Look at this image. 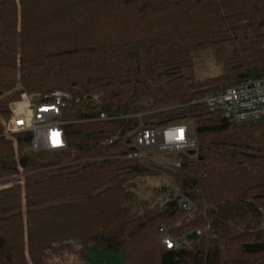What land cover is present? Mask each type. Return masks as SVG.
I'll list each match as a JSON object with an SVG mask.
<instances>
[{
  "label": "trees",
  "instance_id": "obj_1",
  "mask_svg": "<svg viewBox=\"0 0 264 264\" xmlns=\"http://www.w3.org/2000/svg\"><path fill=\"white\" fill-rule=\"evenodd\" d=\"M209 49L222 70L200 79L194 55ZM262 74L264 0H0V175L26 173L24 189H0V264H44L53 243L98 235L89 264H264V119L236 124L186 104ZM55 89L72 95L66 147L24 152L32 134L18 133L15 159L1 119L24 94ZM93 94L102 102L84 99ZM101 110L152 125L195 120L198 153L175 179L197 211L173 233L208 218L205 234L178 250L158 242L183 211L139 198L136 181L158 172L119 157L131 150L120 141L102 144L139 119L82 120Z\"/></svg>",
  "mask_w": 264,
  "mask_h": 264
},
{
  "label": "built area",
  "instance_id": "obj_2",
  "mask_svg": "<svg viewBox=\"0 0 264 264\" xmlns=\"http://www.w3.org/2000/svg\"><path fill=\"white\" fill-rule=\"evenodd\" d=\"M72 95L64 89H55L43 98H33L24 108L16 110L9 120H3L4 133L7 135L30 132L32 141L30 152L50 149H63L67 145L64 125L70 121L65 118ZM92 105L98 104L99 95L84 97ZM201 103L212 111H221L231 122L236 124L256 123L264 119V74L250 78L230 87L208 91L200 94L186 104ZM143 113L116 112L101 110L99 113L82 120H100L114 122L118 120L130 121L138 118V124L127 129L120 128L115 133L102 140L103 145H110L120 141L131 150L119 157L138 160L147 169L162 172L174 171L183 176L182 167L187 158L197 155L198 142L196 129L189 119L170 123L152 125L141 119ZM195 153L191 154L190 151ZM19 157H17L18 160ZM26 173L21 165L18 172L0 175V189L15 184H25ZM168 179V178H167ZM171 192L161 195L157 206L164 210L167 204L176 200L183 211V217L170 226H160L157 240L167 249L178 250L185 247L190 238L200 235L202 229L187 226L182 232L173 230L185 220L195 218L197 204L187 193L180 190L177 183L168 179Z\"/></svg>",
  "mask_w": 264,
  "mask_h": 264
},
{
  "label": "rangeland",
  "instance_id": "obj_3",
  "mask_svg": "<svg viewBox=\"0 0 264 264\" xmlns=\"http://www.w3.org/2000/svg\"><path fill=\"white\" fill-rule=\"evenodd\" d=\"M194 60H195L196 74L198 78L200 79L214 76L220 73V71L222 70V65L218 61H216L213 55V52L210 49L195 53ZM98 95H99V101H100L99 103H101L102 96L100 94ZM33 98H36L35 94H24L21 100L12 102L11 104L12 114H14L16 110L24 108V106H26V102L28 104L29 101L32 100ZM72 111H75V110H72ZM1 120L3 123V120L5 121L7 119L2 118ZM189 120L192 121V124L195 123L196 125L194 126V130L196 129V137L198 141L197 123L195 122L194 119H189ZM4 131H5V127H4ZM3 134L5 137L13 141L14 156L16 159L17 157H19V154H20V152L18 151V140H17L18 135L17 134L7 135L5 133ZM198 150H199V147H198ZM198 150L196 151V153H198ZM28 151H29V147H26L24 149V152H28ZM175 174L177 173H175L174 171L173 172L168 171L166 175H164L162 172H158V174H155L153 176L141 177V179L136 181L134 185V189L138 191V195L141 200H147V202L150 205H156L161 195L169 192V191H164V192L161 191V189L165 185H168L171 187V185L168 182V179L170 181L172 180L175 184L177 183V180L175 179ZM21 186L24 189L25 184L23 185L21 184ZM170 192H171V189H170ZM208 220L209 219L207 218L206 226L200 227L202 229L201 235L205 234L207 230H209L211 227V223ZM262 225L264 227V221ZM101 239L102 237L98 235L94 238H89V239H80L77 237H72V238L66 239L67 242H60V241L55 242L52 244V246H50V248L45 250L43 254L44 264H52L57 261L63 264H89L85 257L86 251L87 249L93 247L94 245H98ZM156 239H157V235H156ZM263 258L264 257H262V259ZM219 264H238V263L237 262H219Z\"/></svg>",
  "mask_w": 264,
  "mask_h": 264
},
{
  "label": "water",
  "instance_id": "obj_4",
  "mask_svg": "<svg viewBox=\"0 0 264 264\" xmlns=\"http://www.w3.org/2000/svg\"><path fill=\"white\" fill-rule=\"evenodd\" d=\"M190 153H191V154H194L195 151H194V150H191ZM60 242H67V240H65V241H60Z\"/></svg>",
  "mask_w": 264,
  "mask_h": 264
},
{
  "label": "crops",
  "instance_id": "obj_5",
  "mask_svg": "<svg viewBox=\"0 0 264 264\" xmlns=\"http://www.w3.org/2000/svg\"><path fill=\"white\" fill-rule=\"evenodd\" d=\"M26 105H27V102H26Z\"/></svg>",
  "mask_w": 264,
  "mask_h": 264
}]
</instances>
